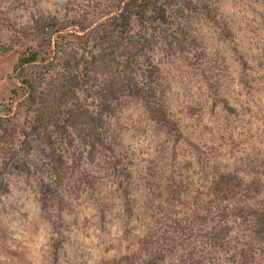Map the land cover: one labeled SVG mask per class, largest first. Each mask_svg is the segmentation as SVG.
Instances as JSON below:
<instances>
[{"label": "trees", "instance_id": "obj_1", "mask_svg": "<svg viewBox=\"0 0 264 264\" xmlns=\"http://www.w3.org/2000/svg\"><path fill=\"white\" fill-rule=\"evenodd\" d=\"M174 2H111V6L92 19L73 20L79 29L73 34L70 48L62 40L66 19L56 14L38 16L34 18L37 26L32 32L51 44L56 41L55 46L47 54L36 45H28L21 51L15 67L27 94L19 109L25 105L34 113L36 136L47 148V166L57 187L71 183L68 181L71 169L83 171L75 180L74 191L100 213L101 229L105 233H113L114 229L107 224L109 204L101 193L107 182L105 176L86 173L82 161L86 157L95 162L108 145L106 131L118 106L125 105L129 99L134 103L149 102L156 115L164 119L158 131H166L168 135L181 133L176 118L167 111L171 105L168 89L159 65L154 62L157 47H163L159 38L165 33H170L162 37L165 45L168 43L177 52L198 44L195 35L187 39L194 31L184 19L188 16L186 9L174 8ZM210 2H203L210 18L224 30L233 32L231 22L221 21L223 14H216ZM172 7L174 10L169 15L178 23L177 31L161 29L162 34L158 23L167 19V10ZM158 30L161 35L157 34ZM61 53L63 58H59ZM238 55L240 64L248 69L239 80L249 89L246 95H254L264 83V59L255 61L257 71H252L254 66L246 54ZM40 61L48 64L46 72L38 76L29 74V68ZM140 75L145 79L143 82ZM217 100L231 107L226 96ZM244 108L251 109L248 105ZM7 111L9 115L0 111V130L4 132H8L7 122L12 118V103ZM25 145L28 148L24 151L30 153L31 140L27 138ZM186 145L193 157L184 156L178 162L185 172L171 169L167 174L158 170L155 159L150 168L140 166L138 174L130 170L129 160L127 171L126 168L118 171L119 159L114 172L124 174L122 180L116 181L119 196L125 203L120 227L123 235L109 240L106 249L110 254L106 252L105 264H264L263 149L258 147L235 163L223 165L224 159L217 148L205 151L199 141H189ZM194 163L200 172L189 171ZM51 185L55 186L53 182ZM74 198L58 200V228L65 225L74 229L77 239L81 234L88 237L87 228L81 223L83 218L79 219L81 206ZM49 204L47 198L46 209ZM66 214L74 217L73 223L67 222ZM66 238L61 236L56 241L55 264L60 262ZM112 249L117 253L113 255Z\"/></svg>", "mask_w": 264, "mask_h": 264}, {"label": "rangeland", "instance_id": "obj_2", "mask_svg": "<svg viewBox=\"0 0 264 264\" xmlns=\"http://www.w3.org/2000/svg\"><path fill=\"white\" fill-rule=\"evenodd\" d=\"M117 1L0 0V111L8 114L7 109L13 104L12 118L7 122L8 132L0 130V264H55L56 241L61 236L67 238L58 264H105L106 254H110L106 249L109 240L118 234L123 235L120 227L125 203L119 196L116 181L122 180L124 174L115 175L114 172L119 159L118 171L125 170L129 160L130 170L138 174L140 166L150 168L155 159L158 170L167 174L171 169L185 172L186 169L179 167L178 162L184 156L193 157V152L186 145L189 141H199L208 152L211 147L217 148L219 156L224 159L223 165L235 163L258 147L263 149L264 156V83L254 95H246L249 89L244 88L239 79L248 69L240 64L238 55L246 54L254 66L252 71H257L255 61L264 59V0L210 2L211 8H216V14H223L221 21L231 22L233 32L224 30L210 18L203 3L209 0H175L174 8L186 9L188 16L184 19L194 31V34L187 35V39L195 35L198 44L186 47L184 52L175 51L168 43L165 45L162 37L170 33L164 34L161 29L170 32L177 31L178 27L174 17L169 15L174 8H168L167 19L161 18L162 23H158L161 24L160 32L164 34L162 36L157 31L163 47H157L154 62L159 65L168 89L171 105L167 111L176 118L181 133L168 135L166 131H158L164 119L156 115L149 102L134 103L129 99L115 110L106 131L108 145L95 162L86 157L82 161L86 173L100 178L105 176L107 183L101 193L109 204L107 224L114 226L113 233L102 231L100 213L74 191L75 180L83 171L71 169L72 175L68 178L71 183L67 181L57 187L47 166V148L36 136L34 113L25 105L19 109L27 94L15 67L21 51L28 45H36L47 54L55 46L56 41L51 44L32 32L37 26L34 18L43 14L65 18L67 27L62 40L70 48L73 34L79 29L73 20L92 19L111 6V2ZM177 12L181 10L177 9ZM236 47L238 51H235ZM63 57L61 53L59 58ZM47 65L40 61L28 72L36 76L44 74ZM139 78L141 82L145 80L141 75ZM223 96L229 100L231 109L217 100ZM245 105L251 109H245ZM27 138L32 143L30 153L24 151L28 148L25 145ZM252 142H256L254 146ZM195 163L189 166L192 173L201 171L194 166ZM63 197L67 200L75 197L73 201L76 199L81 206L79 219L83 218L81 223L86 226L88 237L81 234V239H77L75 234L78 233L74 229L65 228V225L58 228V200ZM47 198L50 204L46 209ZM65 216L68 223H73L71 214ZM110 252L113 255L117 253L113 249ZM121 252L119 249L118 253Z\"/></svg>", "mask_w": 264, "mask_h": 264}]
</instances>
